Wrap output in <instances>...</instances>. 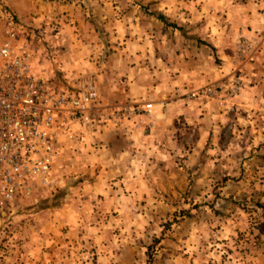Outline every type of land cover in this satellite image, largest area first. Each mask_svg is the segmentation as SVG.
Instances as JSON below:
<instances>
[{
    "label": "rangeland",
    "instance_id": "1",
    "mask_svg": "<svg viewBox=\"0 0 264 264\" xmlns=\"http://www.w3.org/2000/svg\"><path fill=\"white\" fill-rule=\"evenodd\" d=\"M10 37L96 95L0 264H264V0H0Z\"/></svg>",
    "mask_w": 264,
    "mask_h": 264
},
{
    "label": "built area",
    "instance_id": "2",
    "mask_svg": "<svg viewBox=\"0 0 264 264\" xmlns=\"http://www.w3.org/2000/svg\"><path fill=\"white\" fill-rule=\"evenodd\" d=\"M95 95L89 80L52 85L31 70L25 50L16 48L11 37L2 41L0 207L52 183L56 141L59 135L72 137V125L87 112Z\"/></svg>",
    "mask_w": 264,
    "mask_h": 264
}]
</instances>
